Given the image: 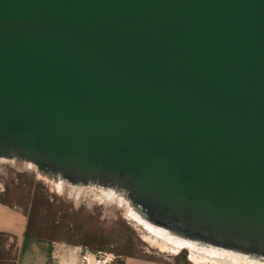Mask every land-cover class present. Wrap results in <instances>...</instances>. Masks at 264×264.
<instances>
[{
	"label": "water",
	"instance_id": "95a60500",
	"mask_svg": "<svg viewBox=\"0 0 264 264\" xmlns=\"http://www.w3.org/2000/svg\"><path fill=\"white\" fill-rule=\"evenodd\" d=\"M0 158L264 254V0H0Z\"/></svg>",
	"mask_w": 264,
	"mask_h": 264
},
{
	"label": "rangeland",
	"instance_id": "374dc122",
	"mask_svg": "<svg viewBox=\"0 0 264 264\" xmlns=\"http://www.w3.org/2000/svg\"><path fill=\"white\" fill-rule=\"evenodd\" d=\"M96 190L77 203L31 169L0 162V205L27 215L32 234L43 239L42 264L215 263L191 256L186 248L167 250ZM27 220L16 210H0V231L16 236L0 233V258L6 264H17L22 249L17 237L24 239Z\"/></svg>",
	"mask_w": 264,
	"mask_h": 264
},
{
	"label": "bare ground",
	"instance_id": "6f19581e",
	"mask_svg": "<svg viewBox=\"0 0 264 264\" xmlns=\"http://www.w3.org/2000/svg\"><path fill=\"white\" fill-rule=\"evenodd\" d=\"M0 162L31 169L39 179H43L52 189L72 198L77 203L89 193L96 194L98 192L96 189H99L100 194H98L100 196L122 208L129 220L138 223L153 237H151L153 241L158 242L167 250L186 248L192 253L191 256L206 262H215L214 264H264V254L261 252L252 254L244 250L227 249L222 245L214 244V242L199 239L179 226L158 220L139 204L133 202L127 190L116 185H105L93 181L86 183L71 181L59 171L39 170L36 165L30 162H20L14 158H0Z\"/></svg>",
	"mask_w": 264,
	"mask_h": 264
},
{
	"label": "crops",
	"instance_id": "0c3cea01",
	"mask_svg": "<svg viewBox=\"0 0 264 264\" xmlns=\"http://www.w3.org/2000/svg\"><path fill=\"white\" fill-rule=\"evenodd\" d=\"M6 209L16 210V211L20 212L24 216V218L27 220V215L24 214L22 211H20L18 209L11 208L8 205H6V206H3L2 204L0 205V210H6ZM0 233L12 235L11 233H7V232H1L0 231ZM12 236H15V235H12ZM18 240H19V242H21L22 249H21L20 257L17 261V264H42V260L44 259L43 256H45V253L39 252L38 249L42 248L43 244H42L41 240H43V239H41V238H25L24 237V239L22 241H20V239L17 237V241Z\"/></svg>",
	"mask_w": 264,
	"mask_h": 264
},
{
	"label": "trees",
	"instance_id": "16d2710c",
	"mask_svg": "<svg viewBox=\"0 0 264 264\" xmlns=\"http://www.w3.org/2000/svg\"><path fill=\"white\" fill-rule=\"evenodd\" d=\"M28 222H29V221L27 220V225H26V230H25L24 237H25V238H40L38 235H34V234H32L33 231L31 230V228H30ZM19 257H20V251H19V253H18V255H17V258L15 259V262L18 261ZM4 261L6 262V260H2V259L0 258V264H6Z\"/></svg>",
	"mask_w": 264,
	"mask_h": 264
}]
</instances>
